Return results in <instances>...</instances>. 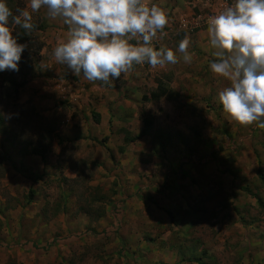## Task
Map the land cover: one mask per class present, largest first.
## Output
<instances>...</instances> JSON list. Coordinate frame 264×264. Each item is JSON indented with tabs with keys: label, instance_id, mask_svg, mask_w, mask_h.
<instances>
[{
	"label": "rangeland",
	"instance_id": "1",
	"mask_svg": "<svg viewBox=\"0 0 264 264\" xmlns=\"http://www.w3.org/2000/svg\"><path fill=\"white\" fill-rule=\"evenodd\" d=\"M6 2L14 15L29 5ZM43 14L32 13L19 71H0V264H264V129L205 127L183 115L189 102L161 101L111 126L120 141L67 101L38 109ZM13 81L25 85L15 93ZM150 116V134L125 144Z\"/></svg>",
	"mask_w": 264,
	"mask_h": 264
},
{
	"label": "clouds",
	"instance_id": "2",
	"mask_svg": "<svg viewBox=\"0 0 264 264\" xmlns=\"http://www.w3.org/2000/svg\"><path fill=\"white\" fill-rule=\"evenodd\" d=\"M41 8L69 26L67 39L53 49L55 61L89 81L109 84L144 63L153 68L176 64L177 52L185 63L192 61L187 37L175 51L153 47L169 18L145 0H29L30 11L17 9V15L0 0V71H19L28 44L18 43L19 33L14 36L11 25L31 33L32 13ZM207 23L216 57L210 70L230 82L218 93L224 112L242 126L256 122L264 129V0H234Z\"/></svg>",
	"mask_w": 264,
	"mask_h": 264
},
{
	"label": "crops",
	"instance_id": "3",
	"mask_svg": "<svg viewBox=\"0 0 264 264\" xmlns=\"http://www.w3.org/2000/svg\"><path fill=\"white\" fill-rule=\"evenodd\" d=\"M223 1L145 0L146 3L154 2L161 7L169 18V22L164 28L167 35L155 43L153 47L156 50L164 47L175 51L180 41L187 37L190 40L188 51L192 55V61L191 63H185L182 59V54L177 52L176 55L179 58V62L176 64H167L164 67L158 66L156 68L151 67L147 63L134 65L130 72L121 74L120 78L111 80L109 84L89 81L81 74H73L65 65L55 61L53 49L59 42L67 39L69 26L60 17L55 19L49 17L47 9L43 8V15L47 19L48 25L44 33L46 55L45 60L41 64V73L44 74L41 79L44 80L42 83L44 87L31 90L35 105L38 109H42L49 106L55 98H59L70 103L73 106V110L79 113L83 112L87 117L88 123L92 119V113H96L99 115V123L95 124L98 129L104 130L103 133L107 136H118L120 141L123 136L111 134V126L115 128L120 124L118 126L119 129L125 127V125L131 123L132 117L136 116L139 109L144 108L148 104L161 101L173 103L176 100H181V102H189L190 105L187 106V112L182 111L183 115L188 114L191 121L203 122L205 127L218 129L226 121H234L219 107L218 93L230 86V82L225 78L216 76L210 70V62L215 61L216 57L213 55L215 49L210 44L207 31L208 25L193 32L180 31L182 24L189 22L195 16L210 13ZM136 42V40L131 41L133 44ZM75 79L80 80V85L77 84L78 81ZM159 80L168 87L169 96L158 101L143 102L142 97L148 96L151 91L155 90ZM63 84L64 88H62ZM32 86L33 84H30V87ZM183 98L189 99L185 100ZM208 103L213 105L216 103L217 106L211 109ZM167 112L171 113L176 119L180 115L176 106H172ZM214 112L221 113V117L216 118L213 115ZM191 113L192 115H190ZM78 120L81 121L80 119ZM175 123L176 120L169 127H175ZM84 131L85 135H88L85 128ZM168 133L164 134L163 137L169 138ZM111 138L109 142L112 140ZM224 139L228 138L225 137ZM230 141L232 142V140ZM263 166L261 165V167ZM256 170H259L258 165ZM178 176L181 175L177 173L176 177ZM176 177L171 179L173 185L177 183ZM172 192L184 193L179 188H174ZM191 211H193V218L197 220L198 217H195L194 214H199L198 210L193 207ZM25 264L27 263L25 262Z\"/></svg>",
	"mask_w": 264,
	"mask_h": 264
},
{
	"label": "trees",
	"instance_id": "4",
	"mask_svg": "<svg viewBox=\"0 0 264 264\" xmlns=\"http://www.w3.org/2000/svg\"><path fill=\"white\" fill-rule=\"evenodd\" d=\"M36 30H37V28L35 26L34 29L31 31V33H25V30L20 27V31H19L20 36L18 38V41H20V43H22L24 41V39L26 37H28V35L32 34ZM81 75L83 76L82 73H81ZM24 85H25L24 81L19 82V83L15 82V81L12 82V86L15 90V93H17V91L19 89L24 87ZM168 94H169L168 87L166 86V84H164L162 81L159 80V81H157L156 89L151 91L148 96H143L142 101L143 102L158 101L162 98L168 97L169 96ZM92 118L96 124L99 123V115L98 114L92 113ZM142 121H143V127L138 134L131 136L128 132L124 133V140L123 141L125 144L134 143V142L138 141L139 139L146 137L150 134V131H151L153 124H154L153 118L151 116L145 117V118H143ZM3 125H4V118H3L2 114L0 113V128H2ZM165 213L168 215V217L170 219L173 218V216L171 215V213L169 211H165Z\"/></svg>",
	"mask_w": 264,
	"mask_h": 264
},
{
	"label": "built area",
	"instance_id": "5",
	"mask_svg": "<svg viewBox=\"0 0 264 264\" xmlns=\"http://www.w3.org/2000/svg\"><path fill=\"white\" fill-rule=\"evenodd\" d=\"M233 2H234V0H224L218 6H216L215 9L212 10L210 13L204 14V15L195 16L189 22H186V23L182 24L181 27H180V31L193 32V31H195L198 28H201V27H203L205 25H208L207 21H208L209 17L218 14L224 8L230 6V4L233 3ZM147 4L149 6H151L152 4H155V3L154 2H150V3H147ZM166 35H167V33L165 32L164 29H163L162 32H158L157 36L152 41V45H154L155 43L159 42L161 39L165 38Z\"/></svg>",
	"mask_w": 264,
	"mask_h": 264
}]
</instances>
